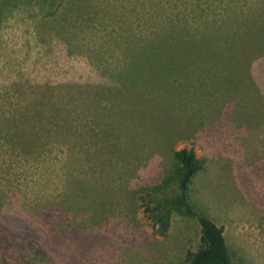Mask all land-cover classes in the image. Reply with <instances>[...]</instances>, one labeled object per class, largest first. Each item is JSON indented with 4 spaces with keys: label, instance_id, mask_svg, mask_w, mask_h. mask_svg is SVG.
Wrapping results in <instances>:
<instances>
[{
    "label": "rangeland",
    "instance_id": "rangeland-1",
    "mask_svg": "<svg viewBox=\"0 0 264 264\" xmlns=\"http://www.w3.org/2000/svg\"><path fill=\"white\" fill-rule=\"evenodd\" d=\"M14 1L0 19V264L39 263L21 244L19 229L34 232L55 264H187L186 253L200 246L197 218L172 210L167 233L158 235L131 194L158 184L175 163L171 150L183 147L206 159L189 185L195 210L224 228L233 264H264V0H252L256 9H229L228 26L224 9L209 10L219 22L209 21L214 14L191 19L198 34L222 29L224 35L244 19L241 28L251 36L244 44L226 37L217 78L208 74L215 84L174 96L171 79L161 74L142 80L146 91L148 85L163 90L161 101L135 93L113 100L105 92L96 105L94 93L68 85L112 80L105 70L123 66L125 52L112 55L106 40L114 26L126 25L128 10L135 12L120 9L124 0H94L107 9H95L97 19L85 24L70 52L52 34L55 21L17 9ZM86 45L103 51L104 75L85 56ZM113 101L118 109L105 106ZM187 110L170 127L172 116ZM153 123L160 124L154 135L164 146H148ZM176 189L171 182L167 194ZM91 198L97 205L89 208Z\"/></svg>",
    "mask_w": 264,
    "mask_h": 264
},
{
    "label": "trees",
    "instance_id": "trees-1",
    "mask_svg": "<svg viewBox=\"0 0 264 264\" xmlns=\"http://www.w3.org/2000/svg\"><path fill=\"white\" fill-rule=\"evenodd\" d=\"M10 2L11 0L0 2L2 5L0 19L2 21L7 19L6 14L10 11L8 6ZM123 2L127 5H124ZM123 2L120 4V9H132L135 13L128 10L126 25L114 26L106 42H109L108 51L112 55L117 53L118 48L125 52V63L121 67L113 66L110 70L101 69L99 60H103V51L86 45L83 47L86 52L85 56L91 58L95 68L100 69L103 75L105 70L112 80L109 81L107 77L109 81L107 84L99 81L92 82L86 78L82 83L77 81L79 85H68L85 87L87 94L94 93L92 94L94 105L106 96L105 92L110 93L112 95L110 99L113 100L116 98L123 99L129 94L135 93L136 99L144 100L146 96L150 99L158 98L161 101L164 95L163 90L156 91L151 87L152 85H148L150 88L146 91L147 84L142 81L144 78L155 80L161 74H168V78L171 79L174 96L186 95L188 98V91L192 87L193 89L204 88L207 85L215 84L213 78H217L216 65L222 62L221 57L225 56L227 50L225 47L223 48L224 44L226 45V37L230 35L229 42L234 41L237 44L232 37L236 35L238 44H244L250 40L251 36L248 35V30L244 31L241 28L242 21L245 26L244 19L234 21L238 24L231 26L232 28L229 27L230 31L225 35L222 33V29L218 31L215 29L207 30L198 34L200 31L197 29V32L194 31L191 19L193 16H197L204 17L206 20L209 15L214 14L212 18H209V21L219 22L220 18L216 17L215 12H209V10L224 9L219 13L222 16H224V12L227 13L228 16H224L223 22L224 25L228 26V20L231 18L229 9H256L252 0H124ZM12 6L17 9H27L34 16H42L55 21V23L48 21L53 26L52 34L66 43L70 52L77 47L72 44V40L77 37L80 38V35L85 32V24L97 19L95 9H107L106 6L100 5L98 7L94 0H15ZM138 9H144L143 13L139 12ZM174 9L190 10L184 12ZM103 16L106 17V14ZM118 16L121 19L120 15ZM104 17L102 19H105ZM135 17H137V26L134 31ZM252 17H247V19ZM106 23L107 20L105 19L104 24ZM245 36L247 38L243 41ZM77 44L80 45L81 43ZM230 46L234 49L236 45ZM241 53H238L240 54L238 56H241ZM231 54L233 55V52ZM209 73L212 74V79L208 78ZM93 86L95 88L91 89ZM166 87L169 86L164 83V88ZM184 87L186 90L181 89ZM176 92L177 94H175ZM160 101L154 106L158 105ZM137 103L141 105V102ZM105 106L108 108L109 106L117 107L114 101L112 105L106 103ZM188 111L179 112L172 116V120L169 121L170 127H174L173 120L177 115L180 116L183 113H188ZM191 115H194L193 112ZM199 116L204 117V115ZM159 125L155 126L153 123V140L148 146L162 143V137L154 135L155 129ZM162 144L164 146V143ZM171 156L175 163L172 164L171 170L164 175L158 184L146 185L145 183L137 190L131 191V194L134 195L133 205L136 206V202H140L138 206L143 207L146 216L152 218L153 231L161 236L165 235L170 227L172 210L197 218L201 232L200 246L198 249L189 250L186 253L187 264H233L224 228L210 216L196 211L188 195L189 185L194 176L204 168L206 159L199 157L194 147L172 149ZM171 182L176 183L177 192L168 195L167 188ZM85 194L88 195L86 191ZM100 201L98 208L101 213L100 221L105 222L109 219L105 217L107 212L105 211L106 201L103 197ZM90 203L89 208L97 205V201H93L92 198ZM79 204H81V208L84 203ZM76 206L74 205V208ZM67 207L72 210L69 205ZM110 208L112 209V207ZM87 210L89 209L85 207L84 212L86 213ZM95 210L90 211L94 213ZM94 216L96 220V215L93 214ZM17 235L20 237L21 244L34 254L35 260H38L40 264H55L48 249L38 240L34 232L19 229Z\"/></svg>",
    "mask_w": 264,
    "mask_h": 264
}]
</instances>
